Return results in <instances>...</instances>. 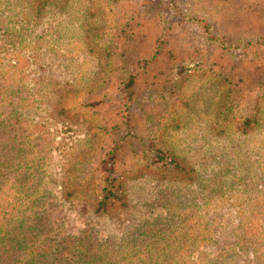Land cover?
Listing matches in <instances>:
<instances>
[{
    "label": "rangeland",
    "instance_id": "1",
    "mask_svg": "<svg viewBox=\"0 0 264 264\" xmlns=\"http://www.w3.org/2000/svg\"><path fill=\"white\" fill-rule=\"evenodd\" d=\"M256 1L0 0L1 173L41 215L17 264H264V22L215 37Z\"/></svg>",
    "mask_w": 264,
    "mask_h": 264
},
{
    "label": "trees",
    "instance_id": "2",
    "mask_svg": "<svg viewBox=\"0 0 264 264\" xmlns=\"http://www.w3.org/2000/svg\"><path fill=\"white\" fill-rule=\"evenodd\" d=\"M41 4V0H37V7H39ZM255 4L258 5L260 9L264 8V2L259 3L256 1ZM209 22L210 20L206 23L207 27H209ZM219 22L221 25L220 27L218 26V30L222 26H226V31H221V33L215 37L219 40V43H221L226 48L225 50L230 52L232 50V46H237L239 50H245L250 43L257 44L253 40L245 39L244 36L239 37V40L237 41H233L230 37L232 27L236 25H242L247 28H257L259 23L264 22V17L259 13L258 15H255L251 18L242 16V19L238 21L231 17L223 16L219 18ZM260 29L264 31V24ZM242 32L245 31L242 30ZM251 36L257 39H264V34L261 32L254 33ZM154 48L155 46L153 49ZM158 53V48H155L148 58H156ZM231 55H233V53H231ZM241 55L244 56L243 53H241ZM132 79H134V75L130 74L128 79L129 82L132 81ZM4 102V96L0 89L1 107ZM241 123L243 125L250 123V119L247 117V115H245ZM11 163L14 167H21L20 162L13 163L11 160L2 159V153L0 151V264H17V258L23 253V251L29 248L30 252V246L35 244L33 239L30 240V237L32 236V234H30V227H35L38 224L39 217L41 216L40 213H32L31 217L34 220H30V213H26L27 209L30 208V180L20 181L17 178L18 175H12L6 178L3 177L1 173V166L4 165V167H10L12 165ZM107 164L108 167H106V178L108 183L102 188L99 196L96 198L98 199L97 208H102L103 210L108 209L111 207V205L119 207V205L122 204L121 202L124 200L123 195L118 192V188L120 187L119 181L118 185L117 183H114L116 180L114 163L109 161ZM187 169L188 168L182 167L176 163L173 164L172 171L180 176L183 171H186ZM69 194L70 193L67 192L66 196H69ZM21 195L24 196V203L20 198ZM71 245L72 248L69 249ZM50 246L51 243H49V247ZM75 247H77L80 251L83 248L81 244L76 245L75 243H72V241L67 245V247H63L64 256L68 258V262L66 264H92L97 260L92 258L93 256H88L85 251L82 253L74 252L76 251L73 250ZM85 249L87 250V248ZM84 255H86V257H84ZM112 255L115 254L113 253Z\"/></svg>",
    "mask_w": 264,
    "mask_h": 264
}]
</instances>
